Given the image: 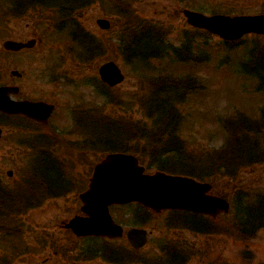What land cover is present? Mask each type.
I'll list each match as a JSON object with an SVG mask.
<instances>
[{
  "label": "rangeland",
  "instance_id": "1",
  "mask_svg": "<svg viewBox=\"0 0 264 264\" xmlns=\"http://www.w3.org/2000/svg\"><path fill=\"white\" fill-rule=\"evenodd\" d=\"M4 1L0 0V11H2V8L7 7V4L3 3ZM126 1V6L122 8L125 11L124 15L120 16L115 14L116 7H112L108 0H77L78 3L74 7L76 11L72 15L68 13L69 10L66 6L58 5L61 0H30L31 8L27 12L29 26L25 30L29 31L31 35L36 34L41 39L40 49L30 54L24 52V55L6 53L2 46L3 41L9 35L14 36L21 33L27 22H17L13 27L5 25L0 30V84L11 78L10 71L13 69L22 71L24 68H33L34 64L27 65L29 62H40V60L43 62L46 60L47 66L51 67L52 65L56 66L59 62L65 63L69 58L68 66H74L75 72L73 74L77 76L79 74L80 77L79 87L77 88V97L79 98L77 105L85 108L82 103L84 101L95 107H102L105 101L98 93L104 88L99 82L97 68L103 61H115L126 77L125 81L116 88L117 95L122 97V107L111 105L108 107V104H105L106 116L108 117V112L113 113L115 116L128 114L130 115L128 120H143L146 127H143L144 132L140 133L145 140L146 150L144 153L150 157L154 154L157 157L163 155L161 150L165 147L175 148L180 144V140L181 147L190 148L196 155L195 157L199 158V161H203L199 162L203 163V166L200 164L188 165L186 163V167L182 162V168L195 172H201L204 169L211 172V169H215L212 173L214 176L217 173L219 175L211 182L213 192L231 198L234 190L229 181L223 177V168H220L218 163H216L217 165L214 164L218 158H216V153L219 154L224 143V137H227L226 130L224 131L219 121L223 118L229 120L236 113L243 115L244 118L246 117L247 120L252 122L261 119V111L264 109V93L256 92V76L252 72L254 66H257L255 65L256 57L251 59L249 53L255 46L257 50H262L264 39L248 36L246 41H241L239 42L241 44L236 46L225 44L217 36H206L201 32H192L193 28L187 24L182 11L189 8L206 14L222 11L233 15H253L264 12L263 0ZM88 4L91 5L87 8ZM57 14H66V17L57 18ZM98 18L109 20L111 28L109 30L100 29L96 24ZM124 18H129L132 29L136 23L137 27L141 25L146 27L145 35L152 34V26L160 28L162 30L160 34L166 39L165 41L177 47L181 45L183 40H187L189 37L192 38L193 42H191V52H189L188 60H176L177 57L173 55V57H168L169 61H164V59L153 61L150 59L147 63L144 62V65L130 61L131 54L126 56L124 53L119 52L116 46L117 36L115 35H118L119 23L122 19L124 21ZM54 19L56 21L52 26ZM42 23L51 25L48 26L50 30L46 31L40 25ZM19 27L21 29L17 31ZM72 30L78 35H82L81 31L90 33L94 39L93 45L82 46L79 41H75L73 36L75 33L71 34ZM108 39L114 44L111 43L112 45H110ZM83 50H86L87 53H84ZM43 51L46 54L40 58ZM65 53H74V56L68 57ZM85 55L92 57L93 60L90 64H83L82 58ZM60 58L62 59L60 60ZM180 58H183V54ZM241 64H245V68H241ZM144 68H151L154 73H143L141 69ZM156 72L159 73V76L164 73L178 79L189 76L192 84H195L189 95L181 91L177 95L180 96L177 101L172 100L174 103H164L167 104L165 113L168 111L171 113V109L177 105L175 116L171 118L163 116L165 118L164 123H168L167 129L169 131L167 132L154 131L153 128H158V126H154L155 124L148 121L146 116L143 117L144 110L137 106L130 107L126 103L129 99H134L137 95L146 93L147 80L154 78L157 75ZM60 93L63 94L65 99L70 96V92L65 87L61 89ZM166 96L168 94L161 91V98H166ZM68 106L71 105L66 104L62 107V118L66 117ZM0 120L5 122L0 140V178L8 185H12V180L6 175L7 171H13L14 176L12 177L16 178L19 174L18 171L29 165L32 157L28 153L23 154L22 151L16 148L17 139L22 137L19 135L20 133L9 130L6 125V122L9 121L5 117L0 116ZM133 127L135 126L133 125ZM155 132L158 134H155ZM124 134L125 132H114L108 128V149L117 147L119 144L116 142H119L120 139L114 138L124 136ZM98 150L85 151L84 156L77 153V155H61L62 157H58L62 163L61 168L67 171L64 176L67 179L76 180L77 177H81V174H86L90 169L89 166L91 165L92 168L106 154V152ZM140 156L144 155L141 154ZM77 158L84 160V163L88 162L90 165H77ZM241 179L244 182L243 187H249L250 189V196L243 195L242 197L254 199L260 195L258 193L264 195V165L259 166L256 172L251 175H241ZM245 182L252 184L246 185ZM9 191L11 192L12 189ZM69 200H74L73 196H70L67 202ZM19 201L25 202L26 200L23 198ZM25 204L23 207L11 211L8 218L1 219L0 226L3 230L18 227L22 235L17 241H14L12 238L9 240L5 236H1L4 233L0 234V264H68L74 260L81 261L80 258L83 256L84 258L90 257V253L86 251L89 242L84 244L81 241L80 245L78 241L70 242L66 239L67 235L64 236V234L57 233V231H42L44 223L47 222L45 221L46 217L50 220L55 215L54 212H59L60 215L71 212L67 209L68 205H72L70 202L50 200L42 207L39 205L30 206V201ZM165 219V215H160L153 223H149L150 227L165 228ZM221 220L219 224L226 225L227 218ZM211 227L215 230H221L215 225ZM222 227L223 231H227L225 230L226 226ZM208 231L210 230L208 229ZM167 232H155L152 242L146 249L149 257L157 254L156 241L165 234L167 236ZM176 234L178 235L177 239L184 240L186 243H195L200 249V254L195 256L189 264H242L243 251L248 252L247 254L252 257V264H264V229L259 230L256 237L247 244H243L233 237L231 239L222 231L212 234L176 231ZM15 245L18 247L19 253L13 258L11 251L15 249ZM95 253L93 262L89 264H108L107 257L99 248Z\"/></svg>",
  "mask_w": 264,
  "mask_h": 264
},
{
  "label": "flooded vegetation",
  "instance_id": "2",
  "mask_svg": "<svg viewBox=\"0 0 264 264\" xmlns=\"http://www.w3.org/2000/svg\"><path fill=\"white\" fill-rule=\"evenodd\" d=\"M3 3H6L7 7L5 9L2 8V11H0V30L5 25L13 27L17 22H27L21 33L14 36L9 35L3 41V49L6 42L27 43L29 45L17 50L7 51L4 49V51L11 55H24V52H29V54L36 52L40 49L41 39L36 34L31 35L29 31L25 30L29 26V15L27 12L31 8L30 0H5ZM52 16L54 17V15ZM26 18L27 20H25ZM54 21L56 20H53L52 26H54ZM40 25L46 31L50 30L48 26L51 25L44 23ZM20 29L19 27L17 31ZM45 54L46 52L43 51L40 54V58ZM66 55L70 57L73 54L68 53ZM67 62L64 64L59 63L56 66L52 65L51 67L47 66L46 60L43 62L42 60L40 62H29L27 65L30 63L34 64L33 68H24L22 71L18 69L11 70V78L2 84L10 88V98L14 102L43 104L40 108L44 107L45 110L36 111L40 117L39 119L25 115L9 114L6 116V120L9 121L6 122L9 130L14 133H20L19 135L22 136L17 139L16 148L22 151L23 154L28 153L30 156L37 157L41 163L26 165L24 169L18 171L19 174L16 178L12 177L14 176L13 171L10 170L12 174L7 171L6 175L12 180L13 184L8 185L7 182L0 178V188L8 191L14 189L17 194H20L17 199L23 200L24 198L26 201L39 202L43 203V205L50 200L70 202L72 205H68L67 209L71 212L64 215L54 212L55 215L50 220L46 217L45 221L47 222L44 223L42 231H57V233H62L64 236L67 235L66 239L70 240V242L78 241L80 245L81 241L84 244L89 242V249L87 248L86 251L90 253V257L84 258L83 256L82 264L93 262L98 248L107 257L108 264H176L175 256H177V244L179 243L177 241L185 242L177 239L176 231H192L194 233H205L208 229L210 231H223V227L218 224L215 226L221 228V230L213 229V227L208 225L209 220L200 218L201 216L199 215L186 212L181 216L179 211L171 213V217L165 223V225H169L168 227H150V224L161 214H155L136 203H130L110 206V215L114 223L120 227L99 230L107 231L106 236L77 237L74 234L73 231L75 230L71 226L72 221L76 218H89V215L83 211V203L80 196L89 190L90 178L96 164L91 168L88 162L84 163V160L77 158V165H90V169L86 174H81L80 178L77 177L76 180H70L64 176L67 171L61 168L62 163L58 157H62L61 155H77V153L80 156H84L85 151L93 152L101 148L98 151L106 152L108 150V120L105 121L104 107L96 109L94 105L84 101L82 103L85 108L77 105L79 100L77 88L79 87L80 77L79 74L78 76L73 74L75 67L68 66ZM63 87L70 92V96H67L66 99L60 93ZM66 104L71 106L67 107L66 117L62 118V107ZM96 114H103L102 121H98L97 124L95 121ZM3 125L2 128H4ZM179 143L180 146L177 145L172 148L173 150L169 148L161 150L163 155L159 157L156 154L152 157L146 155L144 149H142V155L144 156L141 157L140 154L134 155L138 158L139 163L149 170L173 172L177 171L176 169H182V162H184V166H186V163L188 165H198L200 159L195 157L193 150L188 147H181L180 140ZM26 186H28L27 191L25 189ZM70 196H73L74 200L67 202ZM217 219L214 222L222 221ZM129 231H147V244L141 249H135L130 244ZM156 231L168 232L167 236L165 234L156 241L157 254L156 258L153 257L154 259H152L146 253V249L152 242V237ZM117 233L121 234L114 236ZM190 244L194 245L199 252L200 249L195 243Z\"/></svg>",
  "mask_w": 264,
  "mask_h": 264
},
{
  "label": "trees",
  "instance_id": "3",
  "mask_svg": "<svg viewBox=\"0 0 264 264\" xmlns=\"http://www.w3.org/2000/svg\"><path fill=\"white\" fill-rule=\"evenodd\" d=\"M117 1L119 0L113 1L116 6L115 14L123 16L125 11L122 8L126 6V3L123 0L118 3ZM120 7L121 9H119ZM119 24L118 43L116 46L126 56L131 54L130 60L135 63L138 62L140 65H144L143 63H147L150 59L153 61L160 59L169 61L168 57H173V55L177 57L175 58L176 60L186 61L190 56L191 42H193L190 37L187 40H183L181 45L177 47L165 41L166 39L160 34L162 30L158 27H153L158 32L152 28V34L145 35L146 27H142V25L137 27L136 23L132 29L130 27L132 23L129 18H124V21L122 19ZM84 36L87 35L85 34ZM108 43L112 45L109 39ZM255 51L257 52L254 53ZM181 54H183V58H180ZM249 55L251 59L256 57L255 65L257 66H254L255 68L252 72L256 76L257 93L262 94L264 93V46H262V50L254 49ZM242 67L245 68V64H241ZM194 86L195 84H192L189 76L178 79L169 74H164V76L156 77L154 80L150 79L145 88L146 93H143V96L138 98L139 100L134 98L136 100H132L134 101L133 105L137 104L138 108L143 109L144 116L148 118V121L153 122L154 126H158V128H153L154 131L167 132L169 131L167 129L168 123H164L165 118L163 116L171 118L177 112L175 109L177 108L176 105L171 109V113L170 111L165 113L167 104L174 103L172 100L177 101L180 97L177 95L181 91L189 95L192 92L191 88ZM161 91L167 93L168 96L161 98ZM121 98V95H117L115 89L108 88V106L111 104L122 107ZM124 116H115L113 113L108 112V128L114 132H125L124 136L114 138L120 139L119 142H116L119 145L115 148L121 151L130 149V147L135 148L134 145H129L133 138L135 140H144L143 136L140 138L133 134L135 132H144L143 127H146L144 123L138 124V122L128 120ZM260 116L261 119L254 122L247 120L246 117L244 118L243 115L238 113L229 120L221 119L220 123L224 131L226 130L227 137L224 139V144L219 154L216 153L217 162H214V164L218 163L219 167L223 168L224 172L222 175L229 181L236 197L232 199L233 216L231 217V224L226 226L225 230L227 231L222 232L231 239L233 237L243 244L249 243L256 237L259 230L264 229V195L258 193L260 195L254 199L242 197L243 195L250 196V189L249 187H243L244 182L241 179V175H251L256 172L259 166L264 165V109L261 111ZM135 124L138 125L133 127ZM150 125L152 126V124ZM213 170L215 169H211V172L208 173V178L214 176ZM217 175L219 174L217 173L215 177ZM245 183H247L246 185L252 184ZM15 195L19 196L20 194L9 193L8 190L0 188V222L2 218H8V214L14 209L26 205L25 202L17 200ZM0 229H2L1 226ZM215 232L219 231H206L205 233L212 234ZM3 233L4 235L1 236H5L9 240L12 238L14 241H17L22 235L21 231H0V234ZM178 242L177 256H175L176 264H189L195 258L198 250H196L194 245H188L186 241ZM18 250L17 245H15V249L11 251L13 258L19 253ZM247 253L246 251L242 252V264H252V257Z\"/></svg>",
  "mask_w": 264,
  "mask_h": 264
},
{
  "label": "water",
  "instance_id": "4",
  "mask_svg": "<svg viewBox=\"0 0 264 264\" xmlns=\"http://www.w3.org/2000/svg\"><path fill=\"white\" fill-rule=\"evenodd\" d=\"M188 23L206 29L227 40H235L247 33L264 35V15L236 16L214 15L206 17L198 12L184 10ZM101 28L107 29L110 23L99 20ZM25 45L8 42L5 47L17 50ZM102 79L115 86L124 80L121 70L114 62H108L100 69ZM10 89L0 88V110L22 112L34 115L36 104L16 103L9 98ZM33 107V108H32ZM1 136V129H0ZM212 192L209 183H201L192 178L172 176L165 173L144 174V168L131 155L110 154L95 169L91 190L82 195L85 210L91 214L89 220L76 218L72 221L73 231L78 236L104 234V228L112 227L108 208L114 203L138 201L157 212L177 208L217 216L227 213L229 203ZM129 237L135 248L146 242L145 231H130ZM78 264V263H73Z\"/></svg>",
  "mask_w": 264,
  "mask_h": 264
}]
</instances>
